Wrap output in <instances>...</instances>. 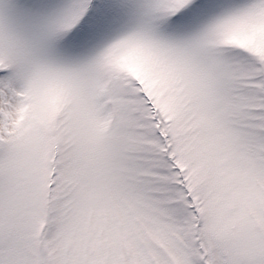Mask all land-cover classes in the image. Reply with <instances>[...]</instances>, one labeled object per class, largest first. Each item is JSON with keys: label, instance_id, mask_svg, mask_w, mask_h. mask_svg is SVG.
<instances>
[{"label": "snow or ice", "instance_id": "snow-or-ice-1", "mask_svg": "<svg viewBox=\"0 0 264 264\" xmlns=\"http://www.w3.org/2000/svg\"><path fill=\"white\" fill-rule=\"evenodd\" d=\"M0 264H264V0H0Z\"/></svg>", "mask_w": 264, "mask_h": 264}]
</instances>
